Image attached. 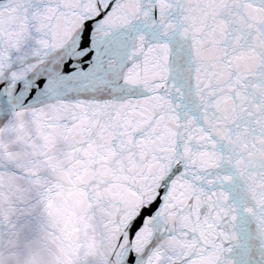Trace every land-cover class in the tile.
I'll return each instance as SVG.
<instances>
[{"label": "snow or ice", "instance_id": "1", "mask_svg": "<svg viewBox=\"0 0 264 264\" xmlns=\"http://www.w3.org/2000/svg\"><path fill=\"white\" fill-rule=\"evenodd\" d=\"M0 264H264V0H0Z\"/></svg>", "mask_w": 264, "mask_h": 264}]
</instances>
